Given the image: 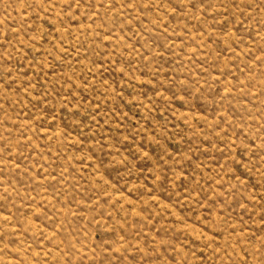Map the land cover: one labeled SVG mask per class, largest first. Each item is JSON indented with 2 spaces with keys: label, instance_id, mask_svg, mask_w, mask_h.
Masks as SVG:
<instances>
[{
  "label": "rangeland",
  "instance_id": "374dc122",
  "mask_svg": "<svg viewBox=\"0 0 264 264\" xmlns=\"http://www.w3.org/2000/svg\"><path fill=\"white\" fill-rule=\"evenodd\" d=\"M0 264H264V0H0Z\"/></svg>",
  "mask_w": 264,
  "mask_h": 264
}]
</instances>
